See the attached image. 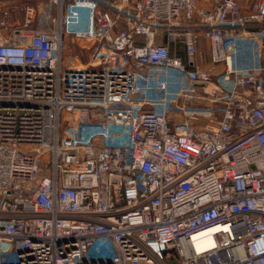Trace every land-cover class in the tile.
I'll list each match as a JSON object with an SVG mask.
<instances>
[{
	"label": "built area",
	"instance_id": "1",
	"mask_svg": "<svg viewBox=\"0 0 264 264\" xmlns=\"http://www.w3.org/2000/svg\"><path fill=\"white\" fill-rule=\"evenodd\" d=\"M0 264H264V0H0Z\"/></svg>",
	"mask_w": 264,
	"mask_h": 264
},
{
	"label": "rangeland",
	"instance_id": "2",
	"mask_svg": "<svg viewBox=\"0 0 264 264\" xmlns=\"http://www.w3.org/2000/svg\"><path fill=\"white\" fill-rule=\"evenodd\" d=\"M246 5L253 4V2L257 0H243ZM64 49H63V55L65 61L70 62H77V64L84 63L88 60L89 52L91 51L90 48H88L89 42L86 41H80V40H73L70 37H65L64 39Z\"/></svg>",
	"mask_w": 264,
	"mask_h": 264
},
{
	"label": "crops",
	"instance_id": "3",
	"mask_svg": "<svg viewBox=\"0 0 264 264\" xmlns=\"http://www.w3.org/2000/svg\"><path fill=\"white\" fill-rule=\"evenodd\" d=\"M242 4L243 7H246L248 5L245 4V2L243 0H239ZM34 2V1H33ZM37 5V9H38V13L42 14L45 11V3L42 1H37L35 2ZM38 28H45L46 24L44 23H38V25H36Z\"/></svg>",
	"mask_w": 264,
	"mask_h": 264
}]
</instances>
